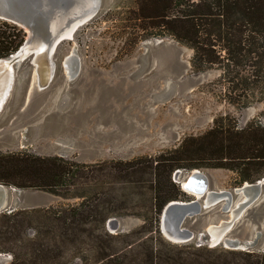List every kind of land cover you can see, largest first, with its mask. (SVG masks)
Wrapping results in <instances>:
<instances>
[{
  "label": "trees",
  "instance_id": "16d2710c",
  "mask_svg": "<svg viewBox=\"0 0 264 264\" xmlns=\"http://www.w3.org/2000/svg\"><path fill=\"white\" fill-rule=\"evenodd\" d=\"M126 21L135 44L172 37L194 51V72L219 70L227 102L243 108L264 102V0H135ZM26 38L22 27L0 19V58L16 53ZM204 168L236 172L237 185L264 178V124L255 119L240 127L230 114L219 115L212 128L178 147L130 161L0 152V184L79 199L0 213V253L12 256L10 264H264V252L162 249L163 210L186 195L175 173ZM131 189L140 195L126 192ZM120 203L130 208L120 212ZM121 216L143 224L111 233L108 221Z\"/></svg>",
  "mask_w": 264,
  "mask_h": 264
},
{
  "label": "rangeland",
  "instance_id": "374dc122",
  "mask_svg": "<svg viewBox=\"0 0 264 264\" xmlns=\"http://www.w3.org/2000/svg\"><path fill=\"white\" fill-rule=\"evenodd\" d=\"M134 5L135 0H103L96 17L57 48L53 56L54 77L47 89L37 86L30 60L19 65L17 81L0 112V152L27 151L80 163L130 161L178 147L187 136L212 128L219 115L230 114L240 127L255 119L264 124V102L247 108L227 102L217 83L221 72H194L191 48L172 37L150 38L135 44L134 33L130 34L133 29L126 27L128 12ZM74 50L80 68L71 78L65 60ZM201 170L209 179V190H233L243 185H237L239 176L234 171ZM174 180L177 182L175 176ZM114 187L122 189L119 184ZM11 192L10 204L16 209L79 202L77 198L41 190ZM126 192L140 195L135 189ZM189 192L179 201L194 200V194ZM241 198L238 196L237 201ZM128 204L115 205L123 212L130 208ZM223 206L224 202L219 203L185 221V226L196 234L187 243L171 241L161 230L167 243L161 244L162 249L177 255L182 248H186V253L200 246L215 248L207 236L200 235L209 224L232 218ZM113 218L121 221L123 229L113 234L132 232L143 224L136 216ZM107 229L110 231L108 223ZM257 233L262 237L255 251L264 252V193L227 236L244 241L254 239ZM11 260V255L0 253V264H10Z\"/></svg>",
  "mask_w": 264,
  "mask_h": 264
},
{
  "label": "water",
  "instance_id": "95a60500",
  "mask_svg": "<svg viewBox=\"0 0 264 264\" xmlns=\"http://www.w3.org/2000/svg\"><path fill=\"white\" fill-rule=\"evenodd\" d=\"M102 2L103 0H94L92 7L81 10L73 5L70 6L68 0H0V19L17 24L27 33L25 43L16 53L8 58H0V73L6 75L10 82V88L8 92H5V104L17 81V68L27 60H30L32 72L36 73L37 86L42 90L50 86L56 67L53 56L57 48L64 41L72 40L80 27L96 17ZM65 66L71 69V78L77 75L80 66L76 50L65 60ZM43 68L47 75L45 74V80H40ZM31 83L32 75L29 86ZM28 91L29 89L26 93ZM185 172L178 170L175 178L186 193L190 194L189 191H191L194 194L195 199L172 201L164 208L161 216V230L165 236L177 243L193 240L196 234L185 226V221L224 202L223 210L230 212L232 218L228 221L209 224L200 238L207 236L211 247L224 245L231 250L255 251L262 237L261 233H257L252 240L244 241L227 235L235 222L262 197L264 178L254 183L245 182L233 190L214 191L209 190V179L201 169ZM11 189L15 191L17 188L0 184V213H11L17 210L10 204ZM238 196L242 198L237 201ZM108 227L112 233L123 230L122 223L117 218L110 219ZM212 233L216 239L220 238L218 242L214 243Z\"/></svg>",
  "mask_w": 264,
  "mask_h": 264
},
{
  "label": "bare ground",
  "instance_id": "6f19581e",
  "mask_svg": "<svg viewBox=\"0 0 264 264\" xmlns=\"http://www.w3.org/2000/svg\"><path fill=\"white\" fill-rule=\"evenodd\" d=\"M68 3L70 6H75L77 8H80L81 10H86L89 7H92V5L94 4V0H68ZM70 69V68H69ZM70 73L71 69H70ZM46 71L45 68L42 69L41 71V77H39L40 80H45L46 79ZM9 80L8 77L4 74L0 73V111L3 109L4 105H5V92H8L7 90H9L10 85H9ZM212 239L214 240V243L218 242V240L220 238H217L214 236V234L212 233ZM175 240V239H174Z\"/></svg>",
  "mask_w": 264,
  "mask_h": 264
},
{
  "label": "flooded vegetation",
  "instance_id": "af4514ba",
  "mask_svg": "<svg viewBox=\"0 0 264 264\" xmlns=\"http://www.w3.org/2000/svg\"><path fill=\"white\" fill-rule=\"evenodd\" d=\"M194 196V195H193Z\"/></svg>",
  "mask_w": 264,
  "mask_h": 264
}]
</instances>
